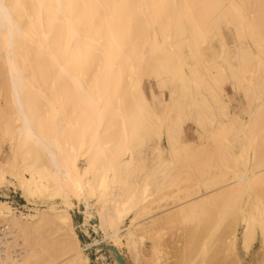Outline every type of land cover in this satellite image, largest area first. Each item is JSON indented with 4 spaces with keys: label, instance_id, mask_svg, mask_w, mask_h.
<instances>
[{
    "label": "bare ground",
    "instance_id": "bare-ground-1",
    "mask_svg": "<svg viewBox=\"0 0 264 264\" xmlns=\"http://www.w3.org/2000/svg\"><path fill=\"white\" fill-rule=\"evenodd\" d=\"M1 143L0 264H264V0H0Z\"/></svg>",
    "mask_w": 264,
    "mask_h": 264
},
{
    "label": "rangeland",
    "instance_id": "rangeland-1",
    "mask_svg": "<svg viewBox=\"0 0 264 264\" xmlns=\"http://www.w3.org/2000/svg\"><path fill=\"white\" fill-rule=\"evenodd\" d=\"M224 35L226 37L228 46L232 47L233 43L231 42V35L226 30H224ZM143 90L147 97L150 95L149 94L150 90L154 92L156 91L151 80H148V81L146 80V82L143 83ZM223 90H224V94L226 95V98H225L226 100L225 99L224 100L228 104V112L231 114H234V116L238 118L239 120L245 121V119L247 118L246 109L248 108H247L246 100L243 97L242 93L232 90L228 83L227 84L225 83L223 85ZM194 131H195V128L191 124L189 123L185 124L183 141H186V142L193 141L195 143H200L201 140L197 137ZM222 143H223V148L226 150L227 154L229 153L231 154L235 150L234 149L235 145L227 144L225 142H222ZM162 145H164L163 141H162ZM234 152H236V150ZM1 153H2V156L0 157V161H3L9 156V151L5 143H1ZM83 169H84L83 161L82 159H79L78 164H77L76 174L80 175ZM3 193L6 195L5 197L2 195ZM0 201H6L13 208L19 211H22V212L25 211L21 209L22 205H24V202L19 197V192L12 188H8L4 190L2 193H0ZM71 201L75 204V206L70 210V214L72 217V222H73L75 232L78 236L80 243L82 245H85L90 242H95V240H98L97 244H94L85 250V254L88 255V258L90 260L89 264H115L113 260V251L118 252L128 262H130L131 257H130V254L128 253V250L125 248H118L114 250V248L110 246L111 245L110 242L108 241L102 242L100 240V238L102 237L101 233H97V234L94 233L93 226L97 224V221L95 220V218L91 216L88 218V222H84L83 215L79 213L80 210H83L82 205H80L74 198H71ZM82 222H84V224ZM83 229H87L89 236L84 235L82 231ZM257 247H258V244H255L254 249L251 252V255L245 258L246 261H248L254 255L255 253L254 251H256Z\"/></svg>",
    "mask_w": 264,
    "mask_h": 264
}]
</instances>
